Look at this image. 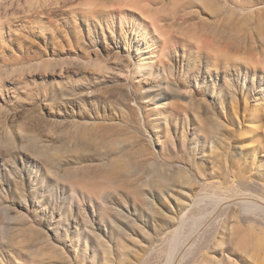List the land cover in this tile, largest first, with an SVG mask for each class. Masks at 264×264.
Here are the masks:
<instances>
[{
	"label": "rangeland",
	"instance_id": "rangeland-1",
	"mask_svg": "<svg viewBox=\"0 0 264 264\" xmlns=\"http://www.w3.org/2000/svg\"><path fill=\"white\" fill-rule=\"evenodd\" d=\"M247 198L264 0H0V264H264Z\"/></svg>",
	"mask_w": 264,
	"mask_h": 264
},
{
	"label": "bare ground",
	"instance_id": "bare-ground-1",
	"mask_svg": "<svg viewBox=\"0 0 264 264\" xmlns=\"http://www.w3.org/2000/svg\"><path fill=\"white\" fill-rule=\"evenodd\" d=\"M193 2H198V3H205V2H207V1H209V0H192ZM137 10H139V13H140V15L141 16H145V13L143 12V11H141L140 9H137ZM241 12H248L249 14H250V16L251 15H253V14H257L256 12H258V11H256V9H252V10H244V9H242L241 10ZM230 32V31H229ZM146 39V38H145ZM220 54H222L223 55V53H221V52H219ZM144 60V58H139L138 59V68H140L141 66H145L143 63H142V61ZM146 60V59H145ZM147 61V60H146ZM234 192H236V191H234ZM252 197V196H251ZM250 198V197H249ZM246 199V198H245ZM256 199V198H255ZM254 199V201H256ZM258 199H259V197H258ZM258 199H257V201H258ZM207 200V199H206ZM214 200V199H213ZM221 200V199H220ZM226 200V199H225ZM247 200H248V198H247ZM245 201V200H241V201H237V202H232V204H223L224 206H225V208L226 207H230L231 205H235L236 207H237V214L235 215V217H236V219L238 220V219H240L241 217H247V216H250V215H253L257 210H264V205H261L260 203H262L263 202V200H264V198L262 199V202H260V203H258L259 201H261V199L258 201V202H254V201ZM212 201V200H211ZM216 201L218 202V200L216 199ZM215 201V202H216ZM213 202V201H212ZM217 202H216V205H217ZM223 201H221L219 204H221ZM227 203V202H226ZM216 205H215V207H216ZM218 206V205H217ZM224 208V207H223ZM222 208V209H223ZM217 209V208H216ZM219 209V208H218ZM228 211V210H227ZM231 211V210H230ZM233 215H234V212H231ZM199 219L197 218L196 220H194V225H193V227H195V226H197L196 224H198L199 222H200V220L198 221ZM196 222H198V223H196ZM183 221L180 223V226H179V228L175 231V233H174V236H173V238H174V240H173V242H172V245H171V254H170V257H171V255L173 254V252H174V250L178 247V245H179V243H181L182 242V240H184L183 239V236H182V227H183ZM207 225V224H206ZM199 228H201L200 226H199ZM243 241V240H242ZM182 244V243H181ZM180 246V245H179ZM170 263V262H169Z\"/></svg>",
	"mask_w": 264,
	"mask_h": 264
}]
</instances>
